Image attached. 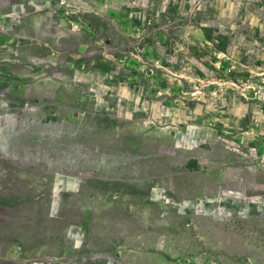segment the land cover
Masks as SVG:
<instances>
[{"label":"rangeland","instance_id":"rangeland-1","mask_svg":"<svg viewBox=\"0 0 264 264\" xmlns=\"http://www.w3.org/2000/svg\"><path fill=\"white\" fill-rule=\"evenodd\" d=\"M77 3L66 148L38 168L79 190L21 264H264V0ZM244 18L247 47L207 24Z\"/></svg>","mask_w":264,"mask_h":264},{"label":"flooded vegetation","instance_id":"flooded-vegetation-1","mask_svg":"<svg viewBox=\"0 0 264 264\" xmlns=\"http://www.w3.org/2000/svg\"><path fill=\"white\" fill-rule=\"evenodd\" d=\"M77 1L0 0V91L22 92L25 98L37 104L30 111L26 148H23L31 165L25 182L28 184L19 186L18 204L13 209L11 220L4 224L7 240L15 255L6 264L22 263L23 242L35 250L40 220L44 217L51 224L54 213L63 209L62 193L79 190L77 184L68 182L67 176L51 180L55 175L54 168H38L44 159L55 153V139L59 138L61 146L66 148V136L62 134L65 120L62 109L66 106L67 89L62 80L67 77L69 47H79V39L75 35L79 30L76 26L69 30L67 23L69 12L73 10L70 5L78 6ZM3 105L0 100V107ZM56 112L59 114V130L52 128L56 121L46 120ZM39 173H43L45 178V190L41 195H37L35 190L36 174ZM55 195L58 200L52 198ZM41 196L43 199L52 198L47 200L50 203L44 213L38 204Z\"/></svg>","mask_w":264,"mask_h":264},{"label":"water","instance_id":"water-1","mask_svg":"<svg viewBox=\"0 0 264 264\" xmlns=\"http://www.w3.org/2000/svg\"><path fill=\"white\" fill-rule=\"evenodd\" d=\"M0 100L4 102L0 107V264H6L14 255L4 224L11 220L18 204L19 186L29 178L31 165L23 148H26L30 111L37 104L22 92L1 90Z\"/></svg>","mask_w":264,"mask_h":264},{"label":"crops","instance_id":"crops-1","mask_svg":"<svg viewBox=\"0 0 264 264\" xmlns=\"http://www.w3.org/2000/svg\"><path fill=\"white\" fill-rule=\"evenodd\" d=\"M228 12V11H227ZM226 13V12H225ZM231 13H234V12H231ZM229 15V14H227ZM233 15V14H231ZM235 15H237L235 13ZM250 17V16H249ZM255 17V16H253ZM255 18H248V19H236L237 20V25H232V23H227V22H220L219 25H217L216 23L214 22H211L209 21L207 24H209V26H214L215 28H218L220 31H219V34L217 36V38H219L220 40H225V41H232V40H236V41H239L240 43H242V45H252L253 42L256 43V39L254 38V36H252V30L253 28H255L256 26V23H254V20ZM241 20V21H240ZM249 39H248V38ZM216 38V39H217ZM72 51H77V49L75 50H72Z\"/></svg>","mask_w":264,"mask_h":264}]
</instances>
